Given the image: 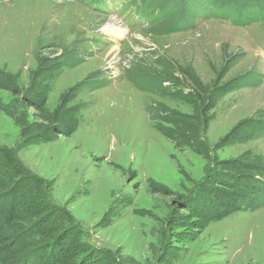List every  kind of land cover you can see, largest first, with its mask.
Segmentation results:
<instances>
[{"label":"rangeland","instance_id":"1","mask_svg":"<svg viewBox=\"0 0 264 264\" xmlns=\"http://www.w3.org/2000/svg\"><path fill=\"white\" fill-rule=\"evenodd\" d=\"M94 1L0 0V172L11 153L45 195L29 231L64 224L32 242L67 233V264H264V201L207 214L222 189L264 200L218 178L264 169V20L161 34Z\"/></svg>","mask_w":264,"mask_h":264},{"label":"trees","instance_id":"2","mask_svg":"<svg viewBox=\"0 0 264 264\" xmlns=\"http://www.w3.org/2000/svg\"><path fill=\"white\" fill-rule=\"evenodd\" d=\"M139 1L141 7L135 6V4L137 5V0L132 2V4L135 9L140 8L139 14L147 21L157 22L161 19H171V24L167 28L159 30L158 33L161 34L180 32L193 27L194 20L199 18L202 11H207L216 18H228L227 16L231 15L235 18L233 20L235 23L243 25L264 20V0ZM4 153L6 152H1L0 155V171ZM7 158H9V162L4 163L7 168L3 173L0 172V264H67V261L74 259L71 254L66 255L64 248V241L68 238L66 233L68 229H63L66 235L63 234L61 238V246L59 244L56 246L55 238H49L41 243L32 242L36 234H45L48 230L53 231L57 229L55 228L57 226L58 228H63L64 224L62 221L56 220L53 221L55 227L44 229L50 221H41L37 225L38 228L36 226L35 230L29 231L30 226L27 222L45 210L44 205L41 204L44 203L42 200L45 195L36 192V187H30V178L25 176L24 169L19 166L20 164H14L11 153L7 155ZM231 162L227 161V165L229 166ZM233 165H235L233 168L231 166L229 168L239 172L238 175L237 173L235 175L232 173L223 177L224 174H220L218 178L231 184L227 186H234L236 181L241 179L240 182L245 184L246 187L251 189L256 187L255 190L259 194H264L263 167L239 162H234ZM230 179L231 181H229ZM219 196L225 197L222 209L214 211L213 215L207 213L210 219L213 216H215L214 218L227 216L231 211H238L242 207L257 209L262 206L264 201L263 197L252 198L241 192L240 189L237 191L222 189L219 192ZM60 218H62L61 215ZM16 226H19L18 230L12 231ZM84 246L88 249L91 248L87 243ZM73 255L75 256L76 252H73Z\"/></svg>","mask_w":264,"mask_h":264}]
</instances>
